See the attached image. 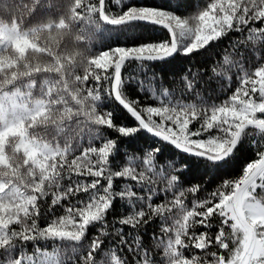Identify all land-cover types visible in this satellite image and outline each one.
Masks as SVG:
<instances>
[{"label":"snow or ice","instance_id":"snow-or-ice-1","mask_svg":"<svg viewBox=\"0 0 264 264\" xmlns=\"http://www.w3.org/2000/svg\"><path fill=\"white\" fill-rule=\"evenodd\" d=\"M101 25L109 39L92 52ZM149 25L167 38L146 40ZM226 37L209 69L187 68L171 83L148 75L149 62ZM113 101L130 123L118 120ZM141 134L152 138L146 148L123 145ZM242 152L254 158L238 176L212 190L191 183ZM257 190L264 193V0H0V264H264ZM154 220L159 233L149 234Z\"/></svg>","mask_w":264,"mask_h":264},{"label":"trees","instance_id":"trees-1","mask_svg":"<svg viewBox=\"0 0 264 264\" xmlns=\"http://www.w3.org/2000/svg\"><path fill=\"white\" fill-rule=\"evenodd\" d=\"M139 3L141 4H147L151 5L153 3H159L160 0H138ZM191 3V0H190ZM195 10H199V6L197 9H193L189 7L188 12H193ZM180 15H186L187 13L185 12H180L178 13ZM104 25H101L100 30H98L95 34L94 40L92 42V52H96L98 50H101L105 45L106 41L109 39L108 35L106 32H104ZM168 36V33L165 29H163L160 26H147L146 31L144 32V38L146 40H151V41H162L166 39ZM230 36H235V34H230ZM229 38H225L221 40L219 43L213 44L212 47H209L205 50H201L199 52H196L195 54L189 55V56H179L175 60L169 61V62H149L147 64L148 68V75L151 76L153 73L158 74L160 76H163L165 83H171L169 80L170 77L173 76H178L181 72H183L187 68H192L194 71L196 69H209L210 66L214 64V62L220 61L221 56L224 54L223 50L225 49L227 43H228ZM117 41H115L114 37L112 38V46H115ZM71 49V46H69ZM81 51L84 50V46H80ZM87 54V53H86ZM135 67V64L130 65L124 69V74L125 76L133 70ZM218 71H220V68L218 66ZM79 74H83V69L81 68L79 70ZM211 75V73H209ZM203 79L207 80L208 76L203 77ZM220 83H223V80L220 81ZM218 84L216 82V78H213L212 82L207 85V88L209 90H215L217 89ZM233 89L235 87V83H233ZM127 91L129 95L133 98L136 96L140 95L136 91V88L132 85H129L127 88ZM230 94V93H228ZM147 93L145 94V96ZM213 95H216V92L213 91ZM145 96H141V102H145ZM226 96L221 95V99H225ZM219 102V101H218ZM147 103H153L152 101H147ZM109 108H111L118 120L122 123H130L131 121L129 120L127 114L118 107V105L113 101L108 105ZM111 135H115L112 133ZM152 138L150 136L141 134V137L136 139L135 141L129 142L128 140L123 141V145L129 149H134V150H141L143 148H146L148 144L151 143ZM147 141L148 143H145ZM164 153L166 156H179V153H176L174 150L168 148L165 146ZM238 159L234 160L229 166L225 167L224 169L220 170L219 173H217L214 176H202L200 174H196L195 177H189L191 180V183L196 184H202L204 185L207 190H212L213 188L216 187L217 184L221 182L222 179H230L234 176H238L239 169L243 163H245L247 160L254 158L251 152H242L238 154ZM116 184L122 183L121 181L117 180L115 182ZM163 187V185H161ZM201 196L204 195V193L200 194ZM257 195H264V193H261L260 190H257ZM188 199H192L191 196H189ZM159 202V201H158ZM121 208L117 206L113 210L114 215H120L121 214ZM215 222V221H214ZM159 220H154L152 223H149L146 226V232L151 234L153 232L159 233ZM198 231H203V229H198ZM211 233L214 235L217 231V229L214 227L211 230ZM144 242L145 244H151V241L149 240L148 235H144ZM197 251V254H200ZM209 252L212 251H217V249L213 246L208 249Z\"/></svg>","mask_w":264,"mask_h":264},{"label":"water","instance_id":"water-1","mask_svg":"<svg viewBox=\"0 0 264 264\" xmlns=\"http://www.w3.org/2000/svg\"><path fill=\"white\" fill-rule=\"evenodd\" d=\"M161 27V26H160Z\"/></svg>","mask_w":264,"mask_h":264}]
</instances>
